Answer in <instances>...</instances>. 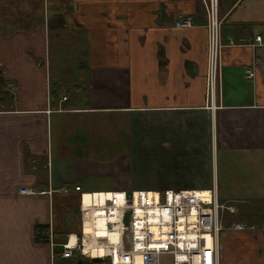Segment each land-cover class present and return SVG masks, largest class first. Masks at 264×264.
<instances>
[{
    "label": "crops",
    "instance_id": "0c3cea01",
    "mask_svg": "<svg viewBox=\"0 0 264 264\" xmlns=\"http://www.w3.org/2000/svg\"><path fill=\"white\" fill-rule=\"evenodd\" d=\"M202 1L0 0V73L10 98L0 102V264H62V245L69 237L74 245L80 234V211L83 252L106 235L118 264L117 207L105 205L103 215V206L87 198L80 207L75 187L106 194L174 188L173 180L147 187L127 181L142 155L167 166L171 152L190 156L184 146L191 145L210 146L209 163L198 160V149L177 171L191 178L208 172L212 182L174 190L247 193L231 200L237 212V203L262 212L251 220L255 213L243 211L224 218L220 264H264V76L256 68L247 81L244 73L264 62V0H218L224 47L213 98ZM185 18L193 27L176 28ZM256 35L262 45H247ZM143 122L147 145L122 146L139 138ZM166 129L176 143L150 132ZM224 155L228 164L216 166ZM122 196L114 195L115 205ZM233 224L246 229L227 230ZM36 232L46 238L37 242Z\"/></svg>",
    "mask_w": 264,
    "mask_h": 264
},
{
    "label": "built area",
    "instance_id": "2783aa9c",
    "mask_svg": "<svg viewBox=\"0 0 264 264\" xmlns=\"http://www.w3.org/2000/svg\"><path fill=\"white\" fill-rule=\"evenodd\" d=\"M206 11L205 29L207 31V69L206 85L210 98L218 90L221 68V20L219 18L218 0H203ZM181 18V17H179ZM178 29L193 27L190 18L175 22ZM233 45L232 42L228 43ZM247 45L258 47L262 45L259 35L249 39ZM261 70L264 76V62L256 61L245 70V79L255 78V69ZM80 207L85 202L101 204L103 215L111 204L117 207L119 213L120 233L116 236V247L120 256L118 264H220L222 257L221 212L226 209L218 203V193L214 186L205 190H134L113 191L106 193H82L80 187ZM65 193L68 192L64 190ZM122 194V203L115 205L114 195ZM22 195H33L27 189L20 190ZM112 196V197H111ZM79 207V209H80ZM233 213L234 209H228ZM80 211V210H79ZM127 222V223H126ZM182 224V226H181ZM245 225L233 224L227 230L241 231ZM128 234V241L126 237ZM74 237V236H73ZM69 237L62 245L61 256L66 259L77 258L84 262L100 259L96 264H113L110 241L105 235L100 246H95L89 254H84L83 218L80 211V234L75 238V244L70 245ZM137 257L140 259L138 263Z\"/></svg>",
    "mask_w": 264,
    "mask_h": 264
},
{
    "label": "rangeland",
    "instance_id": "374dc122",
    "mask_svg": "<svg viewBox=\"0 0 264 264\" xmlns=\"http://www.w3.org/2000/svg\"><path fill=\"white\" fill-rule=\"evenodd\" d=\"M69 77H70V75H69ZM54 82H55V80H54ZM149 125H151V123H149ZM138 128H139V138H136V139L133 138V140H134L133 142L132 141L131 142L123 141V142H121L122 146L126 147L127 149H130V148L134 149V148H137V146L143 147V146L147 145V141H143V139L146 136V135H144V130L146 128H148V123H145V122L139 123V126L137 127V129ZM137 129H136V131H137ZM198 129L201 131V133H206V128H205L204 124H202L200 127H198ZM152 131L154 132V135H156L159 139H166L167 135H168L169 139L172 140V142L176 143V141H175L176 138L173 139V135L170 136L169 133H167V129L162 131V132H160V130H151L150 131L151 134H152ZM187 131H189V130H186V132ZM197 132H198V130H197ZM151 134H150L149 138L151 137ZM185 134H186V136L188 138L192 137V134H194L192 126L190 127V131L185 133ZM140 135H141V138H140ZM174 136H176V135H174ZM151 139H152V137L150 138V141H151ZM206 140H207L206 138H202L201 139V141H206ZM181 143H182V141H181ZM184 147H186L188 153H191L190 156L189 155H184V156H182L181 158L178 159L177 157L179 155L183 154L184 151H182V153L181 152H177V153H172L171 152V156H170L171 158H170L169 161H167V164H166L167 166H163V163H162L161 160H158V161H156L154 163V166H155L156 169H161V170L164 169V171H161V172L171 174L170 176L165 174L163 176V178L162 177H156L153 174V173H156V172L152 171L153 168H154L153 164L150 163V162H147V157H148V153H147L145 156L142 155V157L140 158L139 167L137 168V171L135 173L133 171L135 169L136 163H133V166H132V164L129 166L128 169H129V171L133 172V173H131L133 176H130L128 178L127 182L128 183H134V184H140L139 186H141V185L143 186V185H146V184H152L153 182H164V181L173 180L176 183H174V185H173L174 188H171V189L184 188V186L193 185L194 184L193 182H195V181H197L195 183H204V184H207V186H208L212 182V177L210 178V176H208V172H207V174H206V176L204 178H191V177H183V176H181L182 174L179 171H177V170L180 167H183V165H185L184 163L180 162L181 159L183 161V160H187L189 158H194V155H192V154H195L196 151H198V149L202 153L201 156H198V160L202 159L203 160L202 161V165H204L206 167V165L209 163L208 159L210 158V146L203 145L201 147H199V146L198 147H193V145H191V146H184ZM224 157L225 158H223V157L221 158L220 157V158H218V160L216 158V166L217 165L222 166L223 162L225 164H228L227 161H226V157L227 156L224 155ZM198 164H199V162H198ZM125 166H126V169H127V164H125ZM230 178L231 177L229 176V179ZM219 180L220 181L222 180L221 175L219 177ZM139 186H137V187H139ZM177 186H179V187H177ZM203 186H202V188H203ZM137 187H132V188H130V190L131 189H137ZM146 187H147V185H146ZM204 187H206V186H204ZM222 189L225 190L226 187L223 186ZM248 196L249 195L247 193H243V192L226 195L222 191V193L219 194L218 203L219 204H223L224 207L226 208V209H224L221 212V218H220V221H221V224L223 226V229H225L224 223H223L224 218H225V220H231L233 218L232 214L237 213V216H239V215L242 214V211L244 213H246V214H248L249 212L255 213V214H252L251 217H248L251 220L252 217L253 218L254 217L257 218L258 214L262 212V211L256 212L255 209H257V207L255 209L249 210L250 205H242V203H237V205L240 206L239 209H238V212H237L236 206L232 204L231 200H235V198H237V199H245ZM226 200H229V201H226ZM230 201H231V203H230ZM229 208L234 209L233 210L234 212L231 213L228 210ZM229 214H231V215H229ZM261 219H262V217H261ZM255 222H256V220H255ZM116 229L120 230L121 228H119V226H117ZM251 229H253V228H251ZM78 231H79V228L77 229L76 233H78ZM127 241H128V234H127V237H126V242ZM221 247H222V242H221ZM113 260H114V257H113ZM78 261H79V259L73 257V258H70V259H67V260H63L62 264H77ZM105 262H106V264H108L107 260H105Z\"/></svg>",
    "mask_w": 264,
    "mask_h": 264
},
{
    "label": "trees",
    "instance_id": "16d2710c",
    "mask_svg": "<svg viewBox=\"0 0 264 264\" xmlns=\"http://www.w3.org/2000/svg\"><path fill=\"white\" fill-rule=\"evenodd\" d=\"M8 100H10V98L6 92V83H5L4 79L2 78V74L0 73V102L4 103L6 105L8 103ZM39 238H46V237L44 235H40L37 238V232H36V241L37 242H41Z\"/></svg>",
    "mask_w": 264,
    "mask_h": 264
},
{
    "label": "water",
    "instance_id": "95a60500",
    "mask_svg": "<svg viewBox=\"0 0 264 264\" xmlns=\"http://www.w3.org/2000/svg\"><path fill=\"white\" fill-rule=\"evenodd\" d=\"M99 262H100V259H98V258H92L86 262H84L83 260L80 259L77 264H96Z\"/></svg>",
    "mask_w": 264,
    "mask_h": 264
},
{
    "label": "bare ground",
    "instance_id": "6f19581e",
    "mask_svg": "<svg viewBox=\"0 0 264 264\" xmlns=\"http://www.w3.org/2000/svg\"><path fill=\"white\" fill-rule=\"evenodd\" d=\"M181 226H182V224H181ZM118 231H120V230H118ZM71 246H73V245H71ZM84 253V252H83ZM85 254V253H84ZM137 261H139L140 262V259L137 257ZM113 264H115V259L113 260Z\"/></svg>",
    "mask_w": 264,
    "mask_h": 264
}]
</instances>
